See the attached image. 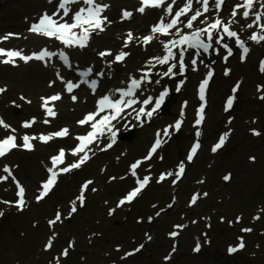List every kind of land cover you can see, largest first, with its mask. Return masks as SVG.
Wrapping results in <instances>:
<instances>
[{"label": "rangeland", "instance_id": "1", "mask_svg": "<svg viewBox=\"0 0 264 264\" xmlns=\"http://www.w3.org/2000/svg\"><path fill=\"white\" fill-rule=\"evenodd\" d=\"M25 1L0 0V16H5V19L0 18V28L1 25L18 27L0 30V35L15 31L21 40L20 43L11 41V45H0L22 49L32 19L45 11L52 13L49 8L41 9L45 6L33 14L21 11L19 16L13 13L20 12V4ZM238 2L240 0H231V9ZM261 2L264 0H260L253 12L261 10ZM111 3L112 6L117 5L114 16L118 17L114 18L115 21L122 18L124 10L132 12L127 2ZM135 6L139 8L137 3ZM205 17L206 23L216 18L214 13ZM124 20L130 22L133 17ZM235 20L237 22L231 25V30L236 31L249 48L243 60L242 49L237 46L235 38L225 35L223 41L232 49V55L225 61L227 49L215 42L218 34L214 33L215 64L186 51L184 63L187 68L179 74V49H176L177 68L174 71L178 74L162 76L160 73L166 71L168 66L157 65L151 74L152 82L143 84L139 93L145 96L154 93V104L158 95L167 89L170 101L168 113H156L151 120L146 117L136 119L132 110L123 113L119 120L113 122L116 136L112 147H105L113 139L111 133L104 135L91 148L88 162L79 169L59 175V184L45 201H37L36 197L49 174L47 168L52 166L50 157L63 148L66 157L60 167L79 159L71 154L73 135L82 133L76 121L93 111L98 97L106 93L103 90L94 94L90 103L81 95L77 97V92L70 94L55 105H49L57 113L49 119L41 98L59 92L57 86L49 87L50 82L58 78L57 70L63 76L59 61L55 58L48 61L49 65H57L56 70L44 76L40 73L36 75V67L32 64L22 69L18 65L4 66L0 63V87L6 88L5 92L0 93V117L16 129L19 144L23 143L21 137L25 134L39 137L65 127L70 131L65 139H53L46 144L38 138L33 139L32 150L19 147L0 160V176L7 175L3 168L9 166L12 176L27 192L23 209L16 208V183L12 176L0 181V212L3 213L0 215V264H225L227 261L231 264H264V89L258 88L264 85V41L256 43L249 39L258 27H247L242 12ZM252 20L253 16L248 21L252 23ZM201 21L194 22V29L205 27ZM20 22L25 24L22 29L16 25ZM155 22L149 21L145 29L136 31L138 36L130 42L125 62L117 64L113 61L114 53L119 51L118 46L125 44L127 33L123 30H106L103 34L112 33L116 37L109 42L99 39L102 42L95 49L88 45L84 49L68 51L74 59L71 68L75 72L95 65L102 70L107 68L116 83L120 82L119 86H126L130 76L139 78V70L145 67L151 56L164 54L162 49L155 48L160 41L158 37L149 45L142 42L143 35L150 31ZM124 26L127 27V23ZM103 50H111L113 55L98 57ZM76 54L80 57L76 58ZM194 57L197 58L195 66L191 63ZM209 70L213 72L206 89L209 109L204 112V122L195 126L198 89ZM226 70H229L227 75ZM93 78L99 79L100 76L92 75L88 80ZM73 79H77V76L63 77L64 82L59 79L62 88L67 81L75 83ZM156 80L160 83H155ZM181 80L184 81L183 85L180 84ZM237 84L239 88L233 93L232 89ZM45 87L48 90H44ZM232 95L235 96L233 107L226 111V100ZM72 96L77 99L74 101ZM139 107L140 104L136 109ZM182 112L181 129H172L171 138L161 145L150 160H143L154 143L157 130L174 125L181 119ZM33 118L35 123L30 128L22 126L23 122ZM46 119L49 121L47 124L44 123ZM198 128L202 133L199 138L196 137ZM132 129L135 130L132 142L118 140L119 134ZM254 130L260 134L256 135ZM224 133H228L225 144L213 152V146ZM8 134L10 130L0 127V138ZM197 139L201 147L188 161L190 149ZM137 160H143L136 170L137 176L141 179L150 177L147 190L134 203L118 206L119 201L136 184L130 165ZM181 162L185 164V172L177 178L175 173ZM168 172L173 175L158 182L161 174ZM226 175H230L229 180L224 179ZM86 181L92 183L84 192L86 204L81 207L76 198ZM197 193L200 195L196 204H191L193 195ZM72 201H76V211L69 214ZM57 211L61 213V220L50 227L49 221L55 218ZM176 225L184 227L178 229L174 227ZM173 231H177L178 235L172 237L170 233ZM53 233L56 234L53 246L46 248ZM241 239L244 247L233 252L241 260L236 262L230 259L229 248L237 247ZM197 243L200 245L198 252L194 251ZM65 249H68L66 256L62 255ZM126 253L132 254L124 260ZM165 257L170 259L166 260Z\"/></svg>", "mask_w": 264, "mask_h": 264}, {"label": "snow or ice", "instance_id": "2", "mask_svg": "<svg viewBox=\"0 0 264 264\" xmlns=\"http://www.w3.org/2000/svg\"><path fill=\"white\" fill-rule=\"evenodd\" d=\"M53 0H49V3H52ZM57 7L55 11L49 14L45 11L41 14L38 19L31 23L29 27V31L40 36H44L47 38H54L59 41L66 48H86L91 39V36L94 32H102L105 30V24L111 23L108 20V17L104 15L106 10L110 7L107 3L98 2V0H55ZM193 2L194 0H184L183 5L178 7V10L174 11V6L177 4V0H171L170 3L166 4V0H140V7L137 11L141 14H144L148 9H160L164 8V11L167 16H170L171 19L168 22H165V17H160L159 21L151 27V31L149 35H146L142 38V42L144 45H149L154 39H157V35L163 36H173L178 38L168 39L166 41H160L162 50L164 55H158L150 57L148 61L145 63V67L140 69L141 75L139 78L130 76L126 86L118 87L115 90L110 91L102 95L97 101L96 110L93 112L87 113L82 119L78 121V124L81 126L88 125L90 127V131H88L84 135L77 136L75 139L79 141V143L71 149V154L73 156L79 157V159L65 167H60V165L65 163L66 152L65 149L61 148L58 151V154L50 157L51 167L47 168L49 173L48 178L42 182L41 189L39 190V195L36 197L37 201L41 200L43 197L48 195V193L55 186L57 179L61 173H68L73 169H79L83 164H85L91 156L89 153L92 151L91 145L98 142L105 133H111L113 139L110 143H108L105 147L110 148L112 144L115 143L116 132L113 131L114 125L112 121L117 120L121 117V115L125 112L126 109H132L135 112L136 119L142 120V118L146 117L148 120H151L153 114L156 113L162 106L165 97L168 95V90L165 89L162 91L159 96L155 99L153 104V97L148 96L147 98L140 101L137 97V92L142 88V84L145 82L151 83V74L152 69L157 65H167V70L160 73L162 76H175L178 73L174 71L177 68V52L174 49H179V74H182L186 71L187 66L184 63V53L187 49H196L197 57L199 55V50L203 49L207 52L212 47L214 33L218 34L216 38V43H221L225 35L229 38H235L236 44L239 48L242 49V57L243 60L246 57V54L249 51V48L246 46V42L242 40L239 34L231 30V25L235 22L236 16L240 14V10H242V16L245 19H248L250 15L254 16L252 23L248 24L247 27L252 28L254 26L258 27V30L253 32V34L249 37L250 40L255 41L256 43H260L264 41V2L260 3V11L253 12L254 5L259 2V0H240V2L236 3L232 9L231 19L228 22L222 20L219 16V10L222 8L225 0H215V8L217 9L216 18L206 23V26L203 28H195L194 22H196L200 17L204 16L205 13L210 11L209 3L210 0H195L196 3L200 4V8H196L193 13ZM74 5H79L78 8H74ZM166 5V7H165ZM189 13H193L189 16ZM132 12L124 10L122 12V18L128 19L131 18ZM181 17H186L185 27L188 29H193L190 32H184L182 29L177 26L183 21ZM207 21V17H205L204 23ZM176 29V32L173 33L172 30ZM18 34L15 33H7L4 36L0 37V42L8 40L12 36H16ZM206 37V39H205ZM134 39L133 34L128 32L126 34L125 47H127L128 43L132 42ZM186 46V47H185ZM223 47L227 49V56H225V61H227L228 56L232 55V49L227 45L223 44ZM113 53L111 50H105L98 53V56L104 58L106 56H112ZM129 53L121 50L114 56L113 62H122ZM64 62L65 65L71 67V63L68 55L63 49H60L59 52L51 51L47 46L43 47L40 51H33L30 54H24L22 49H5L0 47V63L2 64H16L17 58L24 61L25 63L37 60L45 62L47 65L48 61H50L53 57H57ZM192 65L195 66L197 63V58H193L191 61ZM195 70V67H194ZM229 70H226L225 75L228 74ZM93 73V68L88 67L81 71L79 75L83 78L79 83H73L72 81H67L65 83V87L67 92L71 93L75 88L80 86V83H87L93 92L96 91L98 87V80L92 79L89 81L87 78L91 76ZM56 75L59 79L63 81V77L60 76L59 70H57ZM97 76L103 77L104 73L99 72L96 74ZM213 76V72L209 70L206 74V78L203 79L199 85L198 96L199 100L202 102L197 109L196 119L194 121L195 126H199L204 122L205 119V102H206V89ZM55 81L50 82V86L54 84ZM123 83V82H122ZM155 83L159 84L160 81L156 80ZM184 81L181 80L180 84L183 85ZM239 88V84L236 85L232 89L233 93L237 91ZM259 89H264V85L258 86ZM179 87L177 91H179ZM6 91V88L0 87V93ZM118 94V97H117ZM61 94L56 93L50 97H42V107L46 110V115L49 117L56 116V112L53 107H49L50 101H58L60 100ZM72 99L75 101L77 99L76 96H72ZM235 96H229L226 100V108L225 110H229L233 107ZM264 99V97H262ZM30 103V101H29ZM141 104V107L137 110L134 108V105ZM152 105L150 109L147 106ZM187 106V102H185L184 107ZM104 113V115H101ZM99 117V119H97ZM35 123V118L30 121L23 122L22 126L24 128H30ZM44 123H49L46 119ZM183 123V112L181 113V119H178L174 125H168L162 130H157L156 138L154 140L153 145L151 146L148 154L143 158V160H150L152 155L157 152V149L161 147L163 143L167 142V139L171 138L172 132L179 131L181 129V125ZM0 127L3 129L10 130V134L0 138V158L6 157V155L11 152L13 149L23 147L24 149L31 150L33 145L31 141L33 139H40L42 142L47 143L54 138H63L69 135L68 128H62L58 131L51 132L48 134H41L39 137L29 136L27 134L21 137L23 143H17V136L15 135L16 129L12 128L11 125L7 124L2 117H0ZM255 132V130H254ZM201 131L199 128L196 131V137L199 138L201 136ZM256 135H259V132H255ZM228 137V133H224L220 136L219 141L213 146L212 151L216 152L220 149L226 142ZM201 145L199 140L192 145L190 149V154L187 157L188 161H191L193 157L196 155L198 149H200ZM82 154V155H81ZM254 159V157L252 158ZM143 160H137L130 165V172L133 177H136L137 186L130 190L120 201L118 206H122L125 203L132 202L140 192L149 184L150 177L145 176L143 179L137 176V168L143 163ZM3 171L7 173V175L0 176V181H6L9 179V176H12V172L9 166L5 165ZM185 172V164L183 162L179 163L178 171L175 173L177 178L182 176ZM172 172H168L166 174H161L158 182L163 181L166 176H172ZM13 181L17 185V197L18 199L15 201L17 207L23 209L25 206V188L20 184L19 181L12 176ZM225 180L230 179V175H226L224 177ZM176 181L174 180L173 183ZM92 183V181H86L81 186V193L76 198L81 204H83L85 200L84 192L88 188V186ZM95 191V189H93ZM199 193L194 194L191 199V204H196ZM206 196L207 193H204ZM4 203H13L10 201H4ZM76 211V201H72L71 211ZM0 215H3L0 212ZM159 215V213H158ZM259 218V217H257ZM151 219V218H150ZM239 219V218H238ZM61 220V213L57 211L55 218L49 221V225L54 226L58 221ZM175 228H183L184 225H176ZM244 231H251V229H244ZM55 233L53 236L49 238L48 243L46 244V248H51L53 246V241L55 239ZM172 237L178 235L177 231H173L170 233ZM150 239V237H149ZM140 247H143L141 245ZM244 243L241 239L237 247H230L229 252H236L238 248H243ZM139 249H136L138 251ZM200 245L197 243L194 251H199ZM68 254V249H65L62 255L66 256ZM132 253H126V255L130 256ZM58 259V258H57ZM166 260L170 259V257H165Z\"/></svg>", "mask_w": 264, "mask_h": 264}, {"label": "bare ground", "instance_id": "3", "mask_svg": "<svg viewBox=\"0 0 264 264\" xmlns=\"http://www.w3.org/2000/svg\"><path fill=\"white\" fill-rule=\"evenodd\" d=\"M109 1H111V2H120V3L121 2H127L130 5V8L135 9V0H102V3L108 2L110 4V8H108L106 10V12L104 13V15H106L108 17V19H110V18H113L114 19V18H117L118 17V15L117 16H114V14L116 13L115 11H116L117 5H114L113 4V6H112V3L109 2ZM183 2H184V0H177V4L183 3ZM210 4H211V6L209 7L210 8V11L212 13H214L215 14V17H216V15H217V9L215 8V0H210ZM41 6H45L44 8H41V9L52 8V4L49 3L48 0H26L24 3L22 2L20 4V12L19 11H16V12H13L12 11V12L13 13H17V15H19V16H20V13H22V12H27V14H33L34 12H38V10H39V8ZM194 6L197 8L198 7V3H195ZM10 7H12V6L10 5ZM73 7L78 8L79 5H74ZM231 13H232L231 0H225V3L223 4L222 8L219 10V16H220V18L222 20H224L225 22H228L232 18L231 17ZM133 14H134L133 15V20L130 21V22H125L124 20L119 19V20L114 21V23H113L114 25H111L112 23H106V24H108V27L110 26L109 31L110 32H115V31L122 32V30L124 32L130 31L133 34V37L135 38V37H137V35H136L137 32L136 31H139L141 29H145L146 26H147V23L150 20H153L157 16L159 18L162 17V16H164L165 18L167 17V15H166L163 7L160 8V9H148V10H146V12L144 14L137 13L136 10H134ZM0 18L5 19V16L2 15V16H0ZM253 19H254V16H253ZM248 20H250V19H247V23H245L247 25L250 23V21H248ZM263 21L264 20H262V22ZM125 23H127V25H128L127 27L124 26ZM8 24H12V23H9L8 22ZM16 25L19 26V29H22L25 26V24L23 22L17 23ZM233 25H234V23L232 24V26ZM13 26L14 27H17L15 25H5V26L4 25H1L0 30H5L6 28H8L9 30H12L10 28H13ZM26 32H28V31H26ZM114 37H116V35L115 34H112V33H110L108 35L106 33V34H102V35L100 34L98 36H95V37H93L90 40V42L92 43L91 44L92 45V48L95 49L99 44H101L102 41L109 42ZM99 39H101L102 41L99 40ZM8 40H9V42H11V41L12 42H18L19 41V43L21 41V40L18 39V37H13V36L10 37ZM55 44H56V42L54 40H51V39L50 40H46L44 36L36 35V34H34V33L31 32V33H29L27 35V39L23 41V44H22L23 45V48H22V50H23L24 54L27 55V54H30L31 51H39L40 49H42L45 46H47L49 48V50H50V47L51 48H54ZM118 48H121V46L119 45ZM200 50H203V49H200ZM91 54H94V53L92 52ZM75 56H76V58L77 57H80L78 54H76ZM54 58H56L57 60H59L60 61L59 62L60 64H64V62L61 61L58 58V56L57 57H54ZM71 61H74V59H72V57L70 56V62ZM17 63H18V66H20L22 69H25L26 67H29L32 64L33 66L36 67L35 68L36 75H39V73H40V74H43V76L44 75H48L49 73H51L53 71L55 73L56 66H57V65H49L48 63L46 65L45 62L37 61V60H32V61H29V62L25 63L24 61H22V60L19 59V61H17ZM64 66H67V65L64 64ZM95 67H97V65H95ZM95 67H92L93 68L92 75H96L99 72H103L104 73V76L103 77H100L98 79V87L96 88V90H99L100 93L103 90H105V93H109L110 91L115 90L116 89V86L120 85V82L117 83V85H116V81L113 79V77H111L108 74L110 72L105 73L106 70H102L99 67H97V68H95ZM94 68H95V70H94ZM84 69H86V68H84ZM60 71L62 72V75H63L62 77H64L65 79H67L69 77L76 76L73 73L74 71H72V70H66V69L63 68ZM80 72L81 71H79V73ZM107 75H109V77H107ZM54 77L55 76H53V78ZM54 81H55V83L52 84L49 87L50 88H53V87L57 86V88H58L57 91H59V92H56V93H60L61 94V97H62L60 100H63L64 98H67V96H69L70 94H73L75 92H77V94H76L77 97L80 98V95H81V98L85 99L87 101V103H90L91 100L94 98V92L92 91V89H89V88L85 87L84 86L85 83H80V86L78 88H75V91L74 92L69 93L66 90L65 84H64V88H62L61 82H60V80L58 78L55 77V80ZM62 82H64V81H62ZM79 82H80V80L78 82H75V83H79ZM44 90H48V88L45 87ZM140 90H138V92ZM60 100H58V102ZM58 102H56V103H58ZM56 103H52V104L55 105ZM208 109H209V106L206 107L205 111L208 110ZM48 118H50V117L48 116Z\"/></svg>", "mask_w": 264, "mask_h": 264}, {"label": "water", "instance_id": "4", "mask_svg": "<svg viewBox=\"0 0 264 264\" xmlns=\"http://www.w3.org/2000/svg\"><path fill=\"white\" fill-rule=\"evenodd\" d=\"M212 59V58H211ZM212 63H214V60L212 59V61H211ZM167 111V110H166Z\"/></svg>", "mask_w": 264, "mask_h": 264}]
</instances>
